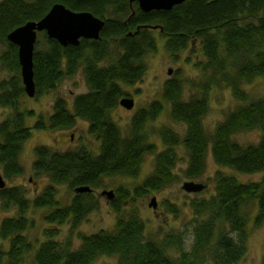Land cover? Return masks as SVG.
<instances>
[{"label": "trees", "instance_id": "16d2710c", "mask_svg": "<svg viewBox=\"0 0 264 264\" xmlns=\"http://www.w3.org/2000/svg\"><path fill=\"white\" fill-rule=\"evenodd\" d=\"M130 1L0 0V44L6 47L0 61L11 72L10 78L0 82V106L11 110L0 122L3 175L11 178L24 173L20 154L32 129L66 131L81 119L88 123V133L99 141L98 152L84 145L64 151L35 146L31 171L48 179L35 198L26 197L22 186L0 188V209L17 210L15 216H5L0 222V238L9 241L7 248L0 246V264H24L27 253L33 254L34 264H91L102 255H116L118 264H203L207 260L213 264H235L247 249L250 217L255 214L256 226L264 221V179L242 182L222 171L215 174L213 195L192 200L190 250L185 249L183 230L169 232L160 240L149 239L137 210L124 212V201L160 190L175 179L172 169L179 145L189 156L185 169L189 178H198L205 172L208 151L218 165L236 172L264 171V96L252 98L245 89L247 83L264 77V0H185L170 10L149 12L139 8L138 0ZM56 2L74 11H89L105 19V23L98 40L81 39L78 45L62 46L43 32L46 47H40L36 41L35 95L54 90L79 69L88 90L76 95L71 106L62 96H57L49 118L44 120L40 116L32 127L26 120L34 112L20 108L25 90L18 47L7 35L29 20L41 19ZM153 25L165 36V50L174 60L199 45L205 57L198 63L203 78L195 84L196 92L187 99L183 96L182 80L173 77L165 82L163 98L171 105V118L186 129L180 135L170 127H163L159 134L166 147L160 151L144 128L148 120L161 112V101H153L147 108L138 110L127 134L122 133L112 117L125 93L123 85L135 84L143 78L147 69L143 59L157 50ZM116 48L122 55L114 57ZM222 84L231 89L238 104L208 132L203 119L210 92L213 86ZM254 129L262 131L258 143L241 144L235 139L237 133ZM154 153V170L135 187L133 195L122 186L115 188L116 197L110 199L116 212L114 228L90 234L78 232L80 245L72 249L71 233L90 211L99 207L94 189L106 177L138 176L145 155ZM57 185H66L74 191L68 204L61 205L56 198ZM79 186H89L92 191L76 192ZM166 204L171 211H178L171 203ZM32 208H48L43 220L53 226L45 229L46 240L36 247L25 235L33 226L27 215ZM64 224H69L71 235L65 241H58L55 238L59 226Z\"/></svg>", "mask_w": 264, "mask_h": 264}, {"label": "rangeland", "instance_id": "374dc122", "mask_svg": "<svg viewBox=\"0 0 264 264\" xmlns=\"http://www.w3.org/2000/svg\"><path fill=\"white\" fill-rule=\"evenodd\" d=\"M153 34L157 43V50L148 53L144 57L146 63V72L141 80L133 85H123L125 93L121 96L134 99V107L128 109L119 105L112 111L113 120L119 126L123 134L129 132L131 119L134 114L143 107H148L153 101H161L163 103L161 112L153 120H148L145 123V131L149 135V140L156 143L157 151L165 149V144L159 134L163 127H170L180 135L185 132V125L181 122H176L171 118V105L163 98V90L165 82L169 78L176 77L182 80L183 96L187 99L190 95L196 92L195 84L202 80L203 71L198 64L205 60L201 47L193 46L182 52L178 60H174L165 50V36L162 35L159 29L154 28ZM39 46L46 47V42L43 37V32L38 33ZM112 45V44H111ZM5 45L0 44V55L6 51ZM115 48V44L112 45ZM114 57L119 56L122 52L119 48L114 49ZM171 70V73H168ZM21 76V75H20ZM11 77V72L5 69L0 61V82ZM245 89L252 98L264 96V77H257L253 81L245 85ZM88 90L82 69L72 78L62 80L54 90L43 92L40 95L29 97L26 93L20 100V108H26L34 112V116L27 118L28 126H34L38 118L41 116L44 120L48 119L53 111V102L57 96H62L66 99L69 106L72 105L76 95L84 93ZM238 102L233 97L231 89L225 84L213 86L210 92L209 107L206 112L203 123L208 132L214 130L218 122L223 120L225 114L233 109ZM11 110L8 107L0 106V122L8 115ZM262 136L260 129L247 130L235 135V139L241 144H256ZM37 145H46L56 150H67L77 146H86L94 152H98L99 141L88 133V123L79 119L74 128L60 131L50 129H32L30 138L24 143L20 154V162L24 165L25 171L21 175L6 178L3 175L2 167L0 173L6 181V187L22 186L25 189L26 197L32 199L37 196L47 185L48 179L45 177L35 176L31 171L33 162V149ZM175 163L172 173L174 180L157 191L148 192L141 197H135V200L124 201V212L127 213L131 209L137 210L145 224V236L149 239L160 240L165 234L176 231H184V245L186 250H190L193 234L192 221L194 219V209L192 200L194 198H208L215 193V174L219 171L225 174L235 175L239 181H261L264 179V171L257 173H239L235 170L218 165L210 151L206 156L205 172L198 178H189L185 175V169L189 163V156L182 145L175 149ZM155 166V153L146 154L138 176H113L103 179V184L94 189V196L99 202V207L90 211L85 219L80 223L78 228L71 234V248L76 249L80 245L78 232L90 234L98 230H111L115 226L116 212L110 205V199L107 195L101 194L104 190H112L116 197L115 188L122 186L124 190L133 195L135 187L148 176ZM187 181L202 183L205 188L200 192L188 193L182 189V185ZM57 196L61 205L68 204L74 191L66 185H57ZM155 197L157 207L149 206L151 199ZM171 203L177 207L178 211H171L166 203ZM254 209V208H253ZM49 211L48 208H32L28 212V217L32 219L33 226L25 231V235L36 246L46 240L45 229L53 228L43 220V215ZM255 213V211H254ZM16 208H11L8 211L0 209V222L5 216H15ZM255 215V214H254ZM254 215L248 221V236L246 239V252L244 256L235 264H262L264 257V221L260 226L254 224ZM70 226L64 224L59 226V234L56 240L65 241L70 237ZM69 236V237H68ZM8 240L0 238V246L7 248ZM24 264H34L33 254L25 255ZM91 264H118L116 255H102ZM203 264H213L211 260H207Z\"/></svg>", "mask_w": 264, "mask_h": 264}, {"label": "water", "instance_id": "95a60500", "mask_svg": "<svg viewBox=\"0 0 264 264\" xmlns=\"http://www.w3.org/2000/svg\"><path fill=\"white\" fill-rule=\"evenodd\" d=\"M185 0H138L139 8L145 12L151 10H170L174 5ZM133 2V0H131ZM105 20L95 16L89 11H74L61 2H56L46 15L39 20H29L25 24L13 29L8 33L7 39L18 47V61L20 64V75L25 93L29 97L36 94L33 70V52L38 38V33L45 32L51 39H55L62 46L78 45L82 38L99 39ZM157 26H151L156 28ZM171 73V70H168ZM120 104L128 109L134 106V99L123 97ZM6 187V181L0 173V188ZM205 188L202 183L187 181L182 185L188 193L200 192ZM76 192H89V186H79ZM109 199L114 197L112 190L101 192ZM150 207L156 208V198L153 197L149 203Z\"/></svg>", "mask_w": 264, "mask_h": 264}, {"label": "flooded vegetation", "instance_id": "af4514ba", "mask_svg": "<svg viewBox=\"0 0 264 264\" xmlns=\"http://www.w3.org/2000/svg\"><path fill=\"white\" fill-rule=\"evenodd\" d=\"M130 2H131V1H130ZM130 4L132 5L133 3H130ZM104 20H105V19H104ZM44 33H45V32H44ZM45 35L47 36L46 33H45ZM47 38H48V39H51V38H49L48 36H47ZM82 39H84V38H82ZM85 40H98V39H85ZM80 41H81V40H80ZM57 42H58V41H57ZM58 43H59V42H58ZM120 54L122 55V52H121ZM132 85H133V84H132ZM33 97H34V96H33ZM121 98H122V97H121ZM121 98H120V99H121ZM120 99H119V105H121V104H120ZM156 101H157V100H156ZM53 103H54V102H53ZM122 106H123V105H122ZM124 107H125V106H124ZM133 107H134V106H133ZM133 107H132V108H133ZM132 108H131V109H132ZM145 108H147V107H143V108H140V109H145ZM140 109H139V110H140ZM52 113H53V111H52ZM52 113H51V114H52ZM51 114H50V115H51Z\"/></svg>", "mask_w": 264, "mask_h": 264}]
</instances>
